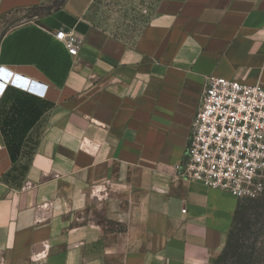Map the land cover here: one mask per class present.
<instances>
[{
    "label": "crops",
    "instance_id": "0c3cea01",
    "mask_svg": "<svg viewBox=\"0 0 264 264\" xmlns=\"http://www.w3.org/2000/svg\"><path fill=\"white\" fill-rule=\"evenodd\" d=\"M0 67L47 85L0 96V264L217 260L241 199L177 166L210 76L264 85V0H0Z\"/></svg>",
    "mask_w": 264,
    "mask_h": 264
},
{
    "label": "built area",
    "instance_id": "2783aa9c",
    "mask_svg": "<svg viewBox=\"0 0 264 264\" xmlns=\"http://www.w3.org/2000/svg\"><path fill=\"white\" fill-rule=\"evenodd\" d=\"M56 36L71 54L78 53V37L64 29ZM2 78L0 96L8 86L46 95L47 85L42 82L30 79L32 83L26 84L13 75ZM177 168L186 179L240 199L259 196L264 191V85L210 76L193 120L185 159Z\"/></svg>",
    "mask_w": 264,
    "mask_h": 264
},
{
    "label": "trees",
    "instance_id": "16d2710c",
    "mask_svg": "<svg viewBox=\"0 0 264 264\" xmlns=\"http://www.w3.org/2000/svg\"><path fill=\"white\" fill-rule=\"evenodd\" d=\"M32 122H24L21 126L29 127ZM6 133L14 132L16 128L15 122H9ZM253 208L250 206L239 204L234 215L233 224L227 237L226 245L213 264H253L252 254L246 250L245 243L251 232ZM264 264V262H261Z\"/></svg>",
    "mask_w": 264,
    "mask_h": 264
},
{
    "label": "rangeland",
    "instance_id": "374dc122",
    "mask_svg": "<svg viewBox=\"0 0 264 264\" xmlns=\"http://www.w3.org/2000/svg\"><path fill=\"white\" fill-rule=\"evenodd\" d=\"M240 203L252 207V227L245 243L246 250L252 254L253 264L264 262V191L257 197L241 199Z\"/></svg>",
    "mask_w": 264,
    "mask_h": 264
},
{
    "label": "water",
    "instance_id": "95a60500",
    "mask_svg": "<svg viewBox=\"0 0 264 264\" xmlns=\"http://www.w3.org/2000/svg\"><path fill=\"white\" fill-rule=\"evenodd\" d=\"M0 78H2L3 76L6 77V79H8L9 77H11L12 75L14 77H16V79H20L22 81H24L26 84L28 83H32V81L24 76H20V75H16V74H13L11 71L7 70L6 68H3L0 72ZM3 87V85H1V88Z\"/></svg>",
    "mask_w": 264,
    "mask_h": 264
},
{
    "label": "bare ground",
    "instance_id": "6f19581e",
    "mask_svg": "<svg viewBox=\"0 0 264 264\" xmlns=\"http://www.w3.org/2000/svg\"><path fill=\"white\" fill-rule=\"evenodd\" d=\"M13 80V78L11 79V81Z\"/></svg>",
    "mask_w": 264,
    "mask_h": 264
}]
</instances>
